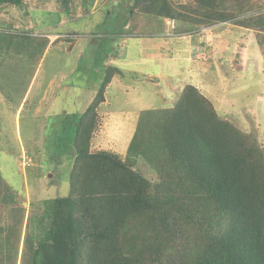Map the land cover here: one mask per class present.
I'll return each mask as SVG.
<instances>
[{
  "label": "trees",
  "instance_id": "obj_1",
  "mask_svg": "<svg viewBox=\"0 0 264 264\" xmlns=\"http://www.w3.org/2000/svg\"><path fill=\"white\" fill-rule=\"evenodd\" d=\"M24 1L0 0V7ZM190 1L194 6L181 4L180 11L169 0L133 4L184 24L173 32L179 35L224 22L252 29L264 50V7L253 0ZM62 2L69 11L71 0ZM93 2L85 0L84 8ZM3 26L0 58L43 55L50 43ZM106 66L86 111L70 121L66 195L32 196L27 208L0 170V264H264V139L219 112L230 87L218 82L213 97L192 83L175 87L172 105L141 110L125 156L92 151L107 86L120 72ZM221 97L217 106L213 99ZM140 160L154 178L135 168Z\"/></svg>",
  "mask_w": 264,
  "mask_h": 264
},
{
  "label": "rangeland",
  "instance_id": "obj_2",
  "mask_svg": "<svg viewBox=\"0 0 264 264\" xmlns=\"http://www.w3.org/2000/svg\"><path fill=\"white\" fill-rule=\"evenodd\" d=\"M84 1L71 0L69 11L62 0L0 7V26L6 25L1 28L50 39L43 55L13 52L0 58L1 176L25 195L27 208L32 196L53 198L69 192L75 137L70 121L86 111L109 63L120 72L107 86L92 151L125 156L141 110L172 105L178 96L173 88L186 83L214 95L218 82L222 89L227 84V104L219 107L222 97L213 99L219 112L264 139V50L256 31L227 22L198 28L191 39L169 38L185 25L145 12L134 0H94L89 10ZM169 1L179 11L181 4L194 6L190 0ZM253 3L264 7V0ZM201 35L198 47L192 38ZM183 48L190 52L179 53ZM176 49L180 57L172 58ZM159 52L164 55L159 57ZM188 54L189 60L181 57ZM210 63L215 66L210 68ZM135 168L154 178L143 160Z\"/></svg>",
  "mask_w": 264,
  "mask_h": 264
},
{
  "label": "crops",
  "instance_id": "obj_3",
  "mask_svg": "<svg viewBox=\"0 0 264 264\" xmlns=\"http://www.w3.org/2000/svg\"><path fill=\"white\" fill-rule=\"evenodd\" d=\"M177 35H179L178 33H176ZM175 33H170L169 35H168V37L170 38V37H174V36H177ZM181 35H184L183 36V40H186V39H188V38H190L191 39V34H189L188 36L186 35V34H181ZM180 38V37H179ZM192 39H194L195 41L193 42V44H195V43H197V46L198 47H201V44L203 43V35H201V36H195L194 38H192ZM189 42H187V44H188ZM179 53H189L190 51L188 50V49H185V48H183V49H181V50H179L178 51ZM173 54H172V58H178V57H180V56H175L176 54H177V49L175 50V51H173L172 52ZM157 55H159V57H161V56H163L164 54L162 53V52H159V53H157ZM183 59H186V60H189V59H191L190 58V54H188V56H183ZM210 68L212 67V66H215V65H213V63H210V65H208ZM209 69V68H208ZM160 77H163V75L162 76H160ZM110 84H112V82L110 83ZM109 84V85H110ZM153 85H155V83H153ZM172 86V85H171ZM175 89V87L173 88V90ZM208 92V91H207ZM167 106H170V103L167 105ZM157 107H164V106H154L153 108H157Z\"/></svg>",
  "mask_w": 264,
  "mask_h": 264
},
{
  "label": "clouds",
  "instance_id": "obj_4",
  "mask_svg": "<svg viewBox=\"0 0 264 264\" xmlns=\"http://www.w3.org/2000/svg\"><path fill=\"white\" fill-rule=\"evenodd\" d=\"M224 23H227V22H224ZM228 23H230V22H228ZM240 27V26H239ZM243 28V27H242ZM164 107H166V106H164ZM158 108H162V107H158Z\"/></svg>",
  "mask_w": 264,
  "mask_h": 264
}]
</instances>
